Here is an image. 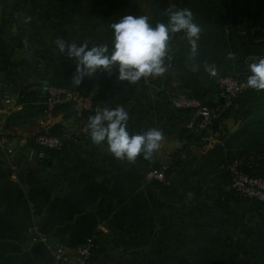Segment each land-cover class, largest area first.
<instances>
[{
	"label": "crops",
	"instance_id": "1",
	"mask_svg": "<svg viewBox=\"0 0 264 264\" xmlns=\"http://www.w3.org/2000/svg\"><path fill=\"white\" fill-rule=\"evenodd\" d=\"M127 2L130 10L124 12ZM100 3L109 8L97 10ZM116 5L121 17L144 15L153 27L168 22L166 10L187 8L203 29L199 71L189 70L190 45L180 32L170 40L171 67L162 77L129 84L118 80L114 68L111 73L97 71L80 84L98 83L96 111L128 106L141 91L127 110V131L156 128L164 140L150 160L141 155L134 164L116 159L106 144L91 141L89 116L49 107L42 91L38 97L25 96L48 83L76 86L71 79L75 60L50 47L49 38L78 45L88 41L89 47L107 44L111 51ZM44 8L48 16H54L56 8L55 25L63 27L53 30L44 24ZM253 16L262 28L250 34L232 29L249 25ZM66 22L73 24L71 33ZM259 38H264V0H0V117L13 149L9 155L0 154V264H53L51 246L75 257L81 244L90 245L91 264H191L198 256L207 264H264V237L257 230L264 226V208L252 212L253 221L248 222L247 204L235 198L239 221L229 234L219 212L226 198L223 191L210 192L209 198L180 189L184 199L177 201L147 177L150 169L164 164L176 170L175 162L200 156L217 141L212 136L213 143L199 145L181 139V127L193 129L197 115L176 107L172 98L196 92L203 100L216 101L221 93L217 76L211 77L204 63L216 65L218 71L244 70L253 58L246 56L247 64H241V54L261 42ZM228 52L236 54L234 61L226 60ZM64 57L70 61L61 60ZM55 123L64 125L68 139L60 152L30 138ZM243 226L255 234L243 232ZM36 229L48 237L47 243L32 240Z\"/></svg>",
	"mask_w": 264,
	"mask_h": 264
},
{
	"label": "clouds",
	"instance_id": "2",
	"mask_svg": "<svg viewBox=\"0 0 264 264\" xmlns=\"http://www.w3.org/2000/svg\"><path fill=\"white\" fill-rule=\"evenodd\" d=\"M168 22L157 23L153 27L147 16L125 15L119 22L110 25L114 32L111 51L107 44L89 47V42L82 44L68 43L57 38L55 44L60 53H66L76 62L72 83L80 86L87 76L100 72L111 73L118 69V80L136 84L142 78L162 77L171 67L170 40L174 34L183 32L190 45L188 59L191 62L189 70L199 71L197 63L199 40L202 27L194 22V14L184 8L176 11L166 10ZM27 44V41H25ZM236 55L228 52L226 60H235ZM204 70L211 76L218 74L216 65H203ZM250 75L247 86L254 90H264V57L253 58L248 65ZM128 112L122 107L104 108L90 116L87 124L91 141L101 146L106 144L107 151L120 161L134 164L137 158L150 160L161 146L164 134L161 130L151 128L143 133L130 134L127 131Z\"/></svg>",
	"mask_w": 264,
	"mask_h": 264
},
{
	"label": "trees",
	"instance_id": "3",
	"mask_svg": "<svg viewBox=\"0 0 264 264\" xmlns=\"http://www.w3.org/2000/svg\"><path fill=\"white\" fill-rule=\"evenodd\" d=\"M262 27L263 23L257 17L253 16L249 25L233 26L232 29L250 34L253 33L255 29ZM208 31H212V29ZM222 73H233L239 78H247L250 75L249 71L246 72L245 75H238L233 71H223ZM35 94L37 97L41 96V87L35 92L25 93V96L31 97ZM193 94L204 99L200 93L193 92ZM140 95L141 91L135 95L132 103L123 108L126 111L132 108L134 103L140 98ZM204 101L211 106H220L221 113L219 117L214 120L213 125L208 129L199 125L200 117L197 116L195 127L193 129L187 126L181 127L179 136L181 139L199 145H202L203 142L201 141L210 135L216 136L217 141L200 156L194 154L187 162L182 160L175 162L178 166L176 170L175 168L173 169V165L170 164L164 180L152 179L150 181L160 189L162 194H169L177 201H182L184 199V192H180V189L183 191L192 189L195 196L203 192V194L209 198L212 197L210 192L219 189V192H224L226 196L225 200H227V198H229V200L238 198L240 201L247 204L249 213L246 216V220L251 222L253 221L250 219L252 212L256 214L260 213L261 209L264 208V201L256 197H250V199L247 200L242 197V194L236 191L234 187L232 188L237 194H228L226 193V191H228L226 190L228 189L226 188V184L230 182L232 185L233 177L230 165L235 161L238 162V167L247 173L264 177V90L257 91L248 87L234 97L228 105L225 104L226 102L222 98L221 93L216 101ZM57 106L70 108L71 114L75 116L71 104H61ZM104 108H107V106L103 107V109ZM178 108L186 111L194 110V108L191 107ZM96 112V109H93L83 112L82 115L90 117L94 116ZM233 116L241 119L239 126L235 129H231L227 126L228 130L222 128L221 124L226 123V120ZM225 125L227 124H224V127H226ZM49 130L51 133L60 135L63 138V146L60 149H45L55 152L62 151L68 142V139L65 138L66 130L64 125L55 123L49 126ZM206 142H208V140H204V143ZM248 215L250 216L248 217ZM241 230L249 235L255 234L252 230H246L244 226L241 227Z\"/></svg>",
	"mask_w": 264,
	"mask_h": 264
},
{
	"label": "built area",
	"instance_id": "4",
	"mask_svg": "<svg viewBox=\"0 0 264 264\" xmlns=\"http://www.w3.org/2000/svg\"><path fill=\"white\" fill-rule=\"evenodd\" d=\"M217 85L221 92L225 104L231 103L232 99L248 88L247 78H239L233 73H221L217 76ZM99 90L98 83H91L88 86H70L60 83H48L42 88L45 104L53 108L61 104H71L77 115H82L85 111L95 109V98ZM172 102L177 107H191L197 111L200 117L199 125L210 129L214 120L221 113L220 106H211L201 97L189 93H180L172 98ZM34 141L42 148L60 149L63 146V138L60 135L50 132L48 127H44L34 135ZM13 151L11 140L5 130V121L0 117V154L9 155ZM16 168L15 163L11 164ZM169 165L164 164L160 169H150L147 173L149 179L164 180ZM232 185L242 195L256 197L264 201V177L251 175L239 168L236 164L231 165ZM32 236V240L48 242V237L39 232ZM53 264H91L90 258L92 249L90 245L81 244L76 249L75 257H72L62 247H50Z\"/></svg>",
	"mask_w": 264,
	"mask_h": 264
},
{
	"label": "rangeland",
	"instance_id": "5",
	"mask_svg": "<svg viewBox=\"0 0 264 264\" xmlns=\"http://www.w3.org/2000/svg\"><path fill=\"white\" fill-rule=\"evenodd\" d=\"M98 1V3L100 2V0H97ZM96 7H97V10H99V8H102V9H104V8H109V5H105L104 3H100V5H96ZM150 6H148V8H149ZM124 8H125V10H123L124 12L126 11V9L127 10H130V5L128 4V2L124 5ZM47 10L48 9H46V8H44V14L46 15V18H45V21H44V24H47L51 29L53 28V30H56V29H58L59 30V28L60 27H58V26H61V27H63V25L62 24H60V25H55V22L57 21V20H59L58 18H56V16H58V14H55V12H58L57 11V9L55 8L54 10H53V12H52V14L54 15V16H48L47 14H46V12H47ZM112 14H113V18H112V23H116V22H119V20L122 18L121 17V9H120V6H118V5H116V6H114V8H113V11H112ZM46 22V23H45ZM67 23V24H66ZM64 25L67 27H69V26H71V28H68L69 29V32L71 33L72 32V30H73V27H72V25H68V23L69 22H66ZM111 30V33H112V39L114 38V32H113V30L112 29H110ZM50 39V44H49V46L50 47H56V44H55V41H56V39H51V38H49ZM258 40H261V42H256L253 46H252V49H249L247 52H244V53H242L241 54V57H242V63L241 64H247V59H246V56H247V58L248 57H252V58H256V59H258V58H260V57H264V38H263V40L262 39H258ZM178 42H179V38H178ZM181 42V41H180ZM179 42V43H180ZM113 44V43H112ZM255 46H256V48H255ZM253 48H255V49H253ZM257 50H260V51H257ZM236 55V54H235ZM69 58H67V57H64V58H62L61 60H64V61H70V60H68ZM230 71H233V70H230ZM249 71V68L248 67H246L244 70H241V69H238V70H234L233 72H236V74H238V75H245L246 74V72H248ZM223 71H218V74H221ZM228 72V71H227ZM218 76V75H217ZM177 95V94H176ZM177 107V106H176ZM194 112L196 113V115H197V111L194 109ZM240 118H236L235 116H233V117H230L228 120H226V123H222L221 124V126H222V128H224L225 130H228L227 129V126H229V127H232L233 126V129H235L236 127H238L239 126V124H240ZM197 120L195 119V121L194 122H196ZM224 124H227V125H225L226 127H224ZM235 126V127H234ZM223 129V130H224ZM222 130V131H223ZM180 133V132H179ZM179 133H178V135H179ZM8 135V134H7ZM34 135L35 134H31L30 135V138H31V140L33 139L34 140ZM204 140L206 141V140H211L212 141V136L210 135V136H207L206 138H204ZM204 140H202L201 142H203L204 143ZM201 142H199V143H201ZM202 143V144H203ZM212 143H213V141H212ZM193 148H196V150H198L199 148L196 146V147H193ZM192 150V149H191ZM194 151V150H193ZM194 156V155H193ZM192 156V157H193ZM191 157V155L189 156H186V158H192ZM189 159V160H190ZM234 164H236L237 166H238V162L237 161H235L234 163H232L231 165H234ZM231 165H230V169H231ZM231 173H232V171H231ZM227 185V187L226 188H228V189H226V190H228V191H226V193H228V194H237V190L235 191L232 187H233V185H231L230 184V182H229V184H226ZM236 204H235V202H234V200L233 199H231V200H229V198H227V200H224V203H223V206H220V208H219V212H220V215H222V211H223V216H224V228H225V231H226V233H229L230 234V232L232 231V230H234V227L236 226V223L239 221V218H238V210L236 209ZM264 219V214H263V217H262V220ZM249 225V224H248ZM257 230H258V233L260 234V236L261 237H264V226L262 225L261 227H258L257 228ZM228 235V234H227ZM191 264H207L206 262H202L201 260H200V257L198 256V258L196 259V261H193Z\"/></svg>",
	"mask_w": 264,
	"mask_h": 264
},
{
	"label": "water",
	"instance_id": "6",
	"mask_svg": "<svg viewBox=\"0 0 264 264\" xmlns=\"http://www.w3.org/2000/svg\"><path fill=\"white\" fill-rule=\"evenodd\" d=\"M95 74H93L92 76H94ZM92 76H90V77H92ZM242 197H244V198H246V199H250V196H248V195H245V194H243L242 195ZM250 215H248V217H249Z\"/></svg>",
	"mask_w": 264,
	"mask_h": 264
}]
</instances>
